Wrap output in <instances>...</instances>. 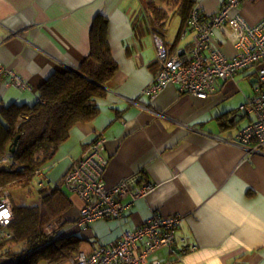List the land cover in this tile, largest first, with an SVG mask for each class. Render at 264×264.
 Returning <instances> with one entry per match:
<instances>
[{"label": "crops", "instance_id": "crops-1", "mask_svg": "<svg viewBox=\"0 0 264 264\" xmlns=\"http://www.w3.org/2000/svg\"><path fill=\"white\" fill-rule=\"evenodd\" d=\"M155 1L169 15L157 36L169 51H187L193 32L184 33L176 9L168 10ZM143 3L0 0V62L31 87L24 90L0 80V141L6 126L1 109L33 106L39 86L52 73L76 69L90 51L94 19L103 17L117 70L104 84V97L96 100L95 117L71 129L38 181L46 188L61 185L72 163L103 134L108 158L105 186L137 175L154 187L134 200L120 219H97L82 226L77 224L81 201L64 188L71 204L62 214L60 234L80 236V250L88 251L118 239L123 230L136 228L157 211L180 217L173 253L162 250L156 253L158 257L170 256L173 264H264V155L245 156L241 147L229 142L253 118L239 110L250 94L239 93L237 82L249 79L253 89L256 71L250 68L217 81L214 92L205 98L180 92L169 83L149 101L142 91L158 72L159 63L156 34L142 14ZM194 4L213 14L220 0H195ZM232 12L254 23L264 18V0L242 2ZM215 39L227 57L235 55L234 46L220 31ZM28 115H19L16 126ZM20 248L5 243L0 248V264H13V253Z\"/></svg>", "mask_w": 264, "mask_h": 264}, {"label": "built area", "instance_id": "built-area-1", "mask_svg": "<svg viewBox=\"0 0 264 264\" xmlns=\"http://www.w3.org/2000/svg\"><path fill=\"white\" fill-rule=\"evenodd\" d=\"M252 0H220L218 10L206 14L193 5L184 22V33L193 32L187 51L171 52L162 39L154 35L159 70L142 93L152 101L169 83L180 92L205 98L214 92L217 81L233 78L238 72L250 68L256 71L253 94L246 96L239 106L243 113L252 114L246 124L238 128L234 140L244 150V155H264V18L254 23L246 21L239 12L233 13L242 2ZM216 31L232 43L235 55L227 57L215 43ZM0 80L18 88L31 89L15 70L0 62ZM106 138L98 134L63 175L61 186L77 195L81 201L77 224L82 226L97 219H120L133 201L144 197L154 185L141 181L137 175L124 178L112 187H106L103 172L108 158L104 153ZM10 159L4 153L0 169L9 167ZM42 176V173L38 175ZM43 186L42 181L38 183ZM11 193L0 187V241L13 233L9 225L13 219ZM180 217L162 216L154 211L149 218L134 229H125L118 239L98 244L90 250H79L61 264H173V259L158 257L156 253L167 250L173 253ZM52 223L44 227L52 234L57 227Z\"/></svg>", "mask_w": 264, "mask_h": 264}, {"label": "trees", "instance_id": "trees-1", "mask_svg": "<svg viewBox=\"0 0 264 264\" xmlns=\"http://www.w3.org/2000/svg\"><path fill=\"white\" fill-rule=\"evenodd\" d=\"M171 10H177L184 23L195 0H168ZM172 4V5H171ZM169 7V6H168ZM169 10V9H168ZM142 14L156 35L164 29L168 12L155 0H144ZM107 20L97 16L90 28V51L80 65L52 73L38 88V100L31 107L9 106L1 109L6 122L0 141V155L10 159L8 168L0 169V187L9 191L15 187L38 185V175L49 168L58 148L70 136L78 123L91 121L98 112L97 99L104 97V84L117 70L107 40ZM29 114L17 126L18 116ZM229 122V120H224ZM227 123L222 125L226 127ZM13 152L8 150L15 137ZM8 147H4L5 145ZM40 180V179H39ZM39 205H13L9 225L13 235L0 241L20 245L13 253V264H61L80 250L83 238L62 235L59 228L62 214L71 204L61 185L38 187ZM59 218V227L47 234L44 227Z\"/></svg>", "mask_w": 264, "mask_h": 264}, {"label": "rangeland", "instance_id": "rangeland-1", "mask_svg": "<svg viewBox=\"0 0 264 264\" xmlns=\"http://www.w3.org/2000/svg\"><path fill=\"white\" fill-rule=\"evenodd\" d=\"M165 2H168V0H158L159 4L163 3L166 6H169L166 8L171 10V8H173V7L170 8V5H167ZM237 83H238V86L240 89L239 93H241V94L249 93L250 95L253 94V89L250 85L249 79H245L242 81L239 79V81ZM246 96H249V95L246 94ZM246 96H245V98H246ZM245 98H244V101H245ZM240 122L244 123L245 119H241ZM37 187L38 186H36V182H34V183H32V188H30L31 190H29V187H20V186L13 188L12 189V190H14L13 192H11V190H10L13 204L16 203L18 205H39L40 201H39V197H38L37 190H36ZM51 223L53 224L52 225L53 229L55 227H59L58 226L59 225V218L53 219V221Z\"/></svg>", "mask_w": 264, "mask_h": 264}, {"label": "water", "instance_id": "water-1", "mask_svg": "<svg viewBox=\"0 0 264 264\" xmlns=\"http://www.w3.org/2000/svg\"><path fill=\"white\" fill-rule=\"evenodd\" d=\"M255 80H256V78H255ZM17 139H18V135L15 137V139H14L13 142H12V144L8 147V150H9L10 152H13V151H14L15 146H16V143H17Z\"/></svg>", "mask_w": 264, "mask_h": 264}, {"label": "snow or ice", "instance_id": "snow-or-ice-1", "mask_svg": "<svg viewBox=\"0 0 264 264\" xmlns=\"http://www.w3.org/2000/svg\"><path fill=\"white\" fill-rule=\"evenodd\" d=\"M0 215H7V213H0Z\"/></svg>", "mask_w": 264, "mask_h": 264}]
</instances>
